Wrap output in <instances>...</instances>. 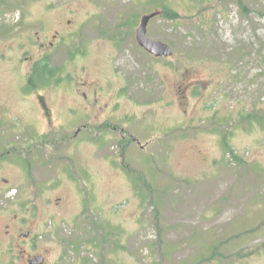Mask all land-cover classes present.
Returning a JSON list of instances; mask_svg holds the SVG:
<instances>
[{"label":"rangeland","instance_id":"rangeland-1","mask_svg":"<svg viewBox=\"0 0 264 264\" xmlns=\"http://www.w3.org/2000/svg\"><path fill=\"white\" fill-rule=\"evenodd\" d=\"M0 115V264H264V0H0Z\"/></svg>","mask_w":264,"mask_h":264},{"label":"water","instance_id":"water-1","mask_svg":"<svg viewBox=\"0 0 264 264\" xmlns=\"http://www.w3.org/2000/svg\"><path fill=\"white\" fill-rule=\"evenodd\" d=\"M160 15V13H153L143 16L137 30L136 39L138 45L155 58H170L173 55L172 47L162 41L152 40L147 35L151 21Z\"/></svg>","mask_w":264,"mask_h":264},{"label":"flooded vegetation","instance_id":"flooded-vegetation-1","mask_svg":"<svg viewBox=\"0 0 264 264\" xmlns=\"http://www.w3.org/2000/svg\"><path fill=\"white\" fill-rule=\"evenodd\" d=\"M58 37H59V35H54V37L53 38H56V40H58ZM51 46H54L55 45V43H53V42H50L49 43ZM41 47H43V48H45L46 46H45V44H42L41 45ZM143 49V48H142ZM149 54V53H148ZM152 56V55H151ZM32 78V79H31ZM39 78V77H38ZM38 78L37 77H34V76H30V79L31 80H27L25 83H24V85L22 86V88L24 89L25 87H26V85L27 84H30V83H32V82H34V80L35 79H37L38 80ZM48 78V77H47ZM31 85V84H30ZM35 87V86H34ZM4 117H7V116H4V115H0V119H2V118H4ZM78 133H80V130H78V132H77V134ZM77 136V135H76ZM10 146H11V144L9 143V146H8V148H10ZM30 146L31 145H29V146H24L23 148H22V153L20 152V151H18V154H20L22 157H23V153H24V151H27V153L26 154H28V153H32V151L31 150H28V148H30ZM19 150V149H18ZM15 151H16V149H15ZM3 152V150L2 149H0V155L2 154V155H5L4 153H2ZM17 152V151H16ZM7 155H8V152H7ZM7 161H10V162H12V163H17L18 164V162H16V160H15V158L14 157H8L7 159H6ZM1 161V160H0ZM29 162H30V160H28ZM2 162L3 161H1L0 162V164H2ZM20 238H21V240L20 241H22L24 244H28V246L29 247H31V248H33V242H32V238H33V235L31 234V231H27V232H25V233H21L20 234ZM14 246V245H13ZM22 248V247H21ZM21 259L23 260V261H25L27 264H46V262H47V258L44 256V255H27V250L24 248L23 249V252H22V256H21Z\"/></svg>","mask_w":264,"mask_h":264},{"label":"trees","instance_id":"trees-1","mask_svg":"<svg viewBox=\"0 0 264 264\" xmlns=\"http://www.w3.org/2000/svg\"><path fill=\"white\" fill-rule=\"evenodd\" d=\"M167 13H168L167 15H168L170 18L175 19V18L177 17L176 14H174V13H172V12H170V11H168Z\"/></svg>","mask_w":264,"mask_h":264}]
</instances>
